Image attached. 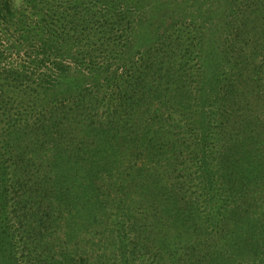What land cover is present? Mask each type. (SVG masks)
<instances>
[{
    "label": "trees",
    "instance_id": "16d2710c",
    "mask_svg": "<svg viewBox=\"0 0 264 264\" xmlns=\"http://www.w3.org/2000/svg\"><path fill=\"white\" fill-rule=\"evenodd\" d=\"M24 41L0 264H264V0H0Z\"/></svg>",
    "mask_w": 264,
    "mask_h": 264
},
{
    "label": "rangeland",
    "instance_id": "374dc122",
    "mask_svg": "<svg viewBox=\"0 0 264 264\" xmlns=\"http://www.w3.org/2000/svg\"><path fill=\"white\" fill-rule=\"evenodd\" d=\"M134 7L137 8L136 5ZM140 7L143 10L145 8H147V6L143 3L140 5ZM142 11H141V13H142ZM145 24H147V23H145ZM143 26H145V25H143ZM34 44L35 43L32 41H24L21 44L16 42L15 46L8 45V43L5 46L0 45V51L2 52L1 56H4L3 58H1V61H0V71H4V68H10V67L16 69V68H22L24 66H31L34 68V63H33L34 58L33 57L37 56V54L35 55V52H36L35 49H33ZM65 60L67 62H69V59H65ZM29 70L32 71V68H29ZM74 72H77V71H73L72 73H74ZM84 73H86V72H84ZM73 76L74 77L72 79L75 81L76 84H78L77 82H79V80L83 79V74H75ZM87 79H89V76H87L83 81H86ZM76 84H72L71 86L76 87L77 86ZM24 87H26V85ZM2 108H4V105H0V122H2L1 127L5 124L3 121L6 120L4 118V116L1 114V112L3 111ZM0 229L2 230L4 228H2V226H1ZM4 230H6V229H4ZM0 248L6 249L7 253L9 254L8 244L6 241L3 245L0 243Z\"/></svg>",
    "mask_w": 264,
    "mask_h": 264
}]
</instances>
